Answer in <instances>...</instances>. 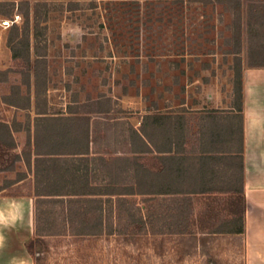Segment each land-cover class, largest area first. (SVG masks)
Returning <instances> with one entry per match:
<instances>
[{"label":"rangeland","instance_id":"rangeland-1","mask_svg":"<svg viewBox=\"0 0 264 264\" xmlns=\"http://www.w3.org/2000/svg\"><path fill=\"white\" fill-rule=\"evenodd\" d=\"M29 1L28 34L23 31L25 16L18 5L0 4V18L21 15L18 31L0 25V121L14 128L17 144L15 150L0 144V167H14L0 171V189L6 188L0 192V225L13 226L16 234L14 240L10 237L0 245V264H245L242 236L201 234L203 226L211 230L226 221H235L232 227L240 228L243 204L239 193L192 196L193 214L179 226H168L166 217L174 213L171 196L150 193L173 187L187 192V186H172L167 178L159 182L144 171H159L165 161L158 150H169L171 144L178 157L182 150L186 156L203 150L239 156L242 140L237 110L241 102L243 108L246 94L254 95L255 89L264 86V0ZM37 1H48L49 6L35 11ZM28 55L32 63L37 57L42 62L38 87L27 65ZM238 72L242 74V101ZM29 98L31 105L24 109ZM211 112H218L219 124L231 135L206 144L201 141L202 131L210 126L205 118ZM88 119L90 140L96 130L98 144L91 143L87 155H71L86 150ZM133 128L151 150L133 137ZM47 129H68L78 142L58 150L64 153L58 162L61 172L49 173L41 165V194L56 193L55 179L69 190L78 181L74 174L82 175L80 182L91 186L106 185L104 168L96 170L103 164L95 158L122 156L129 159L122 163L125 169L141 166L137 177L131 171L120 179L127 192H133L127 187L135 185L137 193H149L127 197L148 215L145 231L128 224L130 207L126 204L114 214L113 226H106L98 236H77L64 230L66 209L59 203L39 208L36 231L38 156H31L30 168L16 161L15 155L29 151L37 131L46 133ZM218 164L223 167L222 176L232 181L230 189L237 187L239 160L223 159ZM18 197H32L30 214L26 207L6 200ZM169 228L185 234H171ZM38 235L41 240L35 250L41 256L35 258L26 243Z\"/></svg>","mask_w":264,"mask_h":264},{"label":"trees","instance_id":"trees-1","mask_svg":"<svg viewBox=\"0 0 264 264\" xmlns=\"http://www.w3.org/2000/svg\"><path fill=\"white\" fill-rule=\"evenodd\" d=\"M97 0H92V2H96ZM0 4L4 5H18V9L21 10V12L25 16L24 21V32L25 34L30 33V11H31V3L29 0H24L20 2L15 1H0ZM71 5H75V2L72 1ZM49 2L48 1H37L34 5L35 11L40 7H48ZM25 8V10H24ZM12 27H14V30H19L18 25L14 24ZM42 62L40 61L39 57L35 60L34 63H32L31 56L28 55L27 57V65L29 68V71L34 72V77L36 80V86L39 85V79H40V71H39V65ZM30 77V75H29ZM237 85H238V95L241 98L242 101V92H243V84H242V74L241 72L237 73ZM10 104V103H9ZM13 105V104H11ZM31 105L30 98L28 99V105L24 107V109L29 108ZM16 106V105H13ZM18 107V106H17ZM22 108V107H21ZM238 115L241 119V153H239V156L236 157L233 154L234 152H228L230 154L229 157H225L226 152H220V151H205L199 155L196 156H186L184 153V150L179 152L181 154L180 157L176 156V152L173 150V145L171 144V147L169 150H161L159 149L158 152L162 154V159L165 161V165L163 164V167L159 171H151L149 169H146L144 172L146 175L154 176L157 180L159 179V182L161 179H168L171 181L172 186L177 185H186L187 186V192L181 190L172 188L169 191H160L159 193H150L152 194H158V195H169L171 204L174 206L172 209V214H170L167 219H169L168 226L175 225L179 226L183 222L186 221V218L191 216L193 214L192 212V205L191 202L194 200L192 199V196H205L210 195L214 192H219L221 194L228 193L231 191L237 192L240 194V199H238L240 202H242L243 207L241 210V215L239 217V222L241 224L240 228L234 229L232 225L235 224V221H226L223 225L220 227L207 230V226H203L201 229V234L203 237L205 236H214L218 234H225V233H233V234H242L245 232V213L247 210V202L244 196V188H243V172H244V162H243V116H242V102L241 106L239 108ZM100 113L104 111H99ZM107 112V111H105ZM44 118V117H42ZM219 114L218 112H211L208 117L205 118V120L209 121L210 126L205 128V132L202 131V138L201 141L206 144H213L216 142V138H221L223 136H230V131H225L222 126L219 124ZM48 120V119H45ZM50 120V119H49ZM90 119H88V127L86 128L84 132V137L86 141V150H75L71 152V155H87L90 151V144H98V136L97 131L94 130V137L92 140L91 133H90ZM110 125V124H109ZM96 128V127H95ZM48 130V129H47ZM231 130V129H230ZM14 128L11 127L8 123L0 121V144L4 147H10V149L15 150L17 148V144L14 138ZM184 130L182 128L181 134L184 137ZM232 132V130H231ZM47 133V134H46ZM42 133L40 131H37V134L34 139V144L32 145L31 142L28 144L29 151L23 150L22 153H18L15 155L16 161H23L28 167H32V160L31 156L34 154L38 156V159L36 161V171L35 176L37 178V193L34 196L35 200V226L36 231H39V221L41 218V211L40 207L42 205H49V204H61L62 208L66 209L64 214L65 219V226L64 230H71V232L74 235L77 236H98L103 231H105L106 226H113V220H114V214L121 211L122 207L124 205H128L130 207L129 212V218H128V224L133 226L138 232H143L147 229L148 226V215L146 216L145 213H143V207H140L137 204L131 203L127 197L133 196V195H143V194H149V193H142L136 192V187L133 185L131 188L133 192H127V189L122 186V181L120 179V176L123 175L124 172H134L135 176L137 177V169H139V166L137 169L133 166H129V168H124L122 166L123 162L125 160H129L127 158H124L119 155L113 156L110 160L104 158V156L95 158L96 161H100L101 164H103V167L97 168L96 170H100L101 168H104L105 177L107 178L106 185H94L91 186L88 183L80 182L82 179L81 176H76L74 174L73 176L78 180L75 181L73 184L69 186V190H67V186H62V183L60 181H57L58 179H55L53 182V185L58 186V189L56 193H50L42 195L41 193V165L45 164V167H47V172L51 173L52 171L61 172L63 169L61 168L60 164V155H64L63 152H59L58 150L64 147L65 145L75 144L78 142V139L73 140L71 136V132L68 129H64L63 132L56 130H48V132ZM131 134L134 138L139 139L143 142V144L151 150L149 143H147L142 136L137 132L136 129H132ZM234 135V133L232 134ZM214 139V140H213ZM43 148H46L43 149ZM3 151L5 150L2 149ZM141 153V151H134V153ZM117 152H115L116 154ZM174 153V154H173ZM97 154V152L95 153ZM185 155V156H184ZM46 157V158H45ZM57 157V158H56ZM223 159H231L239 160V170H240V177L238 179V186L234 187V189H230L232 181L230 179H225V176L223 177V167H221L218 162L219 160ZM109 161L110 164H109ZM137 166L138 164L135 163ZM13 166L11 167H0V171H12ZM231 168V167H229ZM59 169V170H58ZM87 175V174H86ZM174 176V179H170V176ZM82 181V180H81ZM219 184H222V186ZM51 188H55L53 186ZM229 186L227 188L226 186ZM140 187V186H139ZM79 188V189H78ZM6 188L0 189V192L5 190ZM182 196V197H181ZM181 198V199H180ZM208 200V199H207ZM210 200V199H209ZM215 201H218V199H215ZM67 203V204H66ZM170 204V205H171ZM40 211V212H39ZM167 221V220H166ZM202 220L199 221L201 223ZM196 222V221H195ZM209 222L210 221H206ZM208 223V224H209ZM171 234H185L182 230H171L168 229ZM40 235L36 236V239H30L26 243L27 251L31 256H34L35 258H39L41 256L40 251L35 250V244L38 240H41L39 238ZM197 244V236L194 239Z\"/></svg>","mask_w":264,"mask_h":264},{"label":"crops","instance_id":"crops-1","mask_svg":"<svg viewBox=\"0 0 264 264\" xmlns=\"http://www.w3.org/2000/svg\"><path fill=\"white\" fill-rule=\"evenodd\" d=\"M255 81L261 84L259 76ZM242 116L243 188L247 210L245 232L239 235L243 237L245 264H264V86L255 89L254 95H245ZM6 200L13 201L14 206L26 207L29 214L34 202L32 197ZM14 231L11 225H0V245L8 243L10 237L14 240ZM3 252L6 256L7 251Z\"/></svg>","mask_w":264,"mask_h":264},{"label":"built area","instance_id":"built-area-1","mask_svg":"<svg viewBox=\"0 0 264 264\" xmlns=\"http://www.w3.org/2000/svg\"><path fill=\"white\" fill-rule=\"evenodd\" d=\"M21 20L20 14H15L12 18H0V25L4 28H10L14 24H18Z\"/></svg>","mask_w":264,"mask_h":264}]
</instances>
